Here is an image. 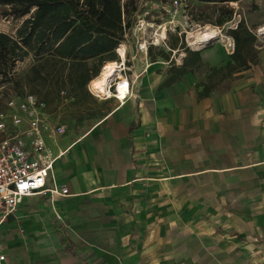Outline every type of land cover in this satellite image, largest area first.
Instances as JSON below:
<instances>
[{"label": "crops", "instance_id": "0c3cea01", "mask_svg": "<svg viewBox=\"0 0 264 264\" xmlns=\"http://www.w3.org/2000/svg\"><path fill=\"white\" fill-rule=\"evenodd\" d=\"M248 27L246 70H226L219 35L180 75L183 51L140 65L109 110L62 100L77 134L44 141L68 195L23 199L0 227L4 264H264V20Z\"/></svg>", "mask_w": 264, "mask_h": 264}, {"label": "trees", "instance_id": "16d2710c", "mask_svg": "<svg viewBox=\"0 0 264 264\" xmlns=\"http://www.w3.org/2000/svg\"><path fill=\"white\" fill-rule=\"evenodd\" d=\"M208 7L204 24L223 27L236 15L231 4L247 0H194ZM138 0H0L5 18L22 20L14 37L0 33V78L13 82L17 63L30 55L36 61L26 81L29 93L46 108L58 107L62 100L70 108L89 103V83L97 78L102 67L118 62L116 49L132 28L130 15L136 12ZM254 8V7H253ZM205 15V12H200ZM199 21V19H194ZM226 34L233 39L234 50L226 70H246L255 56V35L242 18ZM183 51L186 57L179 75L186 67L200 64L198 52L190 51L182 38L169 43V53L149 56L168 61L172 51ZM217 73L213 70L212 74ZM15 82V81H14ZM18 84V82H15ZM23 91V89H21ZM208 91L204 93L207 95ZM51 115V114H50ZM90 117V115H89Z\"/></svg>", "mask_w": 264, "mask_h": 264}, {"label": "built area", "instance_id": "2783aa9c", "mask_svg": "<svg viewBox=\"0 0 264 264\" xmlns=\"http://www.w3.org/2000/svg\"><path fill=\"white\" fill-rule=\"evenodd\" d=\"M225 42L226 49L232 53L233 39L226 37ZM120 61L119 56L116 74L123 73L124 78L114 76L107 89L112 97L118 98L120 83L123 79L126 81L124 97L118 100L121 104L128 97H134L135 75L138 74L134 68V78L126 76L128 69L125 68L124 61ZM146 67L148 66L144 68ZM141 68L144 69L142 66ZM88 90L98 100H109L106 96L94 93L90 88ZM65 132V126L55 121L46 111V107L32 94L26 93L22 97L11 98L0 107V227L15 215L24 198L39 195L48 196L50 201H53L57 197L68 195L66 187H59L55 183L53 165L57 157L48 155L44 141V136L56 140ZM5 261L3 246L0 243V264Z\"/></svg>", "mask_w": 264, "mask_h": 264}, {"label": "rangeland", "instance_id": "374dc122", "mask_svg": "<svg viewBox=\"0 0 264 264\" xmlns=\"http://www.w3.org/2000/svg\"><path fill=\"white\" fill-rule=\"evenodd\" d=\"M128 1L121 0L122 4ZM208 7L194 0H138L136 12L130 15L133 23L132 28L127 32L125 41L122 43L125 49V58H121V61H124L125 68L128 69L125 73L126 76L133 78L132 71L136 68L137 62L139 65H144L150 61L149 51L153 55H158L160 52L169 53V43L174 39L182 38L187 48H194L197 45L192 44L191 41L195 42L192 38H195V35L208 28L215 30L217 37L219 35L226 37L227 29L235 27L242 18L248 26L258 22L259 19L264 20V0H247L240 4L230 5V8L234 10L236 15L232 22L225 24L221 28L204 24V21L207 19L206 17L209 15ZM1 10L0 33L14 37L17 29L21 26L22 20L11 17L5 18L1 14ZM200 12H203V14L205 12V15H201ZM194 19H199V21H195ZM162 32L165 33L164 39ZM259 32H262L260 37L263 36L264 27ZM156 38H159L158 45L154 42ZM115 53L119 59L116 51ZM156 58L157 60H161L159 57ZM35 61L36 59L30 55L23 62L17 63L12 74L13 82L3 81L0 78V107H3L11 98L22 97L24 94L29 93L30 89L26 77ZM14 81L18 82V84ZM107 102L109 103L110 99L105 102L100 101L96 105L100 109L109 110L111 106H107ZM46 111L52 114L55 121L59 120L63 122L66 134L72 136L77 134L79 126H77V115L74 112L66 110V108L58 110V107L55 106L47 107Z\"/></svg>", "mask_w": 264, "mask_h": 264}, {"label": "bare ground", "instance_id": "6f19581e", "mask_svg": "<svg viewBox=\"0 0 264 264\" xmlns=\"http://www.w3.org/2000/svg\"><path fill=\"white\" fill-rule=\"evenodd\" d=\"M163 33V32H162ZM165 37V33H163V39ZM194 37V36H193ZM217 37V32L213 29H206L201 33H198L195 35V38H192V40H195V42L192 44L193 45H200L205 42H209ZM190 38V39H191ZM189 39V40H190ZM155 44H159V38H156L154 40ZM189 42V41H188ZM118 55L124 59L125 58V49L124 46L121 44V46L117 49ZM118 68V64L114 62H109L105 66H103L102 71L100 72L99 76L95 79H93L90 83V90L93 91L94 93L98 94L99 96H106L108 99H115L117 102L119 99H123V95L125 94V86L123 84H126V81L123 79V82L120 83V86L117 91V96L112 97L111 93L108 91V84L111 79H113L114 76L118 75L116 74ZM139 75H135V79L137 80ZM134 78V77H133Z\"/></svg>", "mask_w": 264, "mask_h": 264}, {"label": "water", "instance_id": "95a60500", "mask_svg": "<svg viewBox=\"0 0 264 264\" xmlns=\"http://www.w3.org/2000/svg\"><path fill=\"white\" fill-rule=\"evenodd\" d=\"M141 70H142V69H141L139 63L137 62V63H136V72H137V74L141 73Z\"/></svg>", "mask_w": 264, "mask_h": 264}]
</instances>
